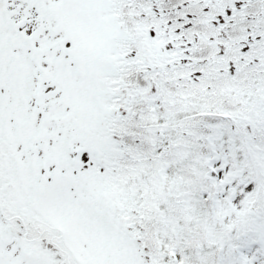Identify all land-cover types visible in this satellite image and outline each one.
Masks as SVG:
<instances>
[{"label":"snow or ice","instance_id":"6c2138e0","mask_svg":"<svg viewBox=\"0 0 264 264\" xmlns=\"http://www.w3.org/2000/svg\"><path fill=\"white\" fill-rule=\"evenodd\" d=\"M0 264H264V0H0Z\"/></svg>","mask_w":264,"mask_h":264}]
</instances>
